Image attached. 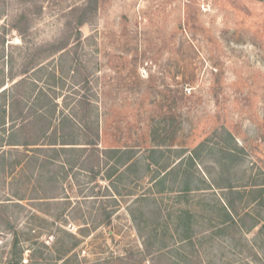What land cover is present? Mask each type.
<instances>
[{
	"label": "rangeland",
	"instance_id": "obj_1",
	"mask_svg": "<svg viewBox=\"0 0 264 264\" xmlns=\"http://www.w3.org/2000/svg\"><path fill=\"white\" fill-rule=\"evenodd\" d=\"M6 87L30 102L56 94L67 112L90 101L100 146L133 149L143 166L112 191L80 167L65 177L51 151L47 171L30 163L34 146L4 147L0 264H52L72 236L88 262L264 264V0H0ZM195 152L180 174L203 189L182 190L176 172L153 187Z\"/></svg>",
	"mask_w": 264,
	"mask_h": 264
},
{
	"label": "trees",
	"instance_id": "obj_2",
	"mask_svg": "<svg viewBox=\"0 0 264 264\" xmlns=\"http://www.w3.org/2000/svg\"><path fill=\"white\" fill-rule=\"evenodd\" d=\"M86 9L87 7H79V10H82V12H85ZM86 22H88V19L82 16L78 21V25L81 26ZM21 82H23V80L15 83V85L17 86ZM2 96L8 97V106L0 111V129H2L4 133L3 137L0 138L1 159H6L7 150H5L4 147L24 146L28 148L34 146V148L31 147L34 149H31L34 153L29 157L31 158L30 163L32 165L36 166L41 162V165H39L42 170H52L50 169L52 160L46 158L49 151H51L50 157L60 162L58 172L65 169V177L69 176V170L80 167L90 172L94 181H98L100 176H102V179L106 182L109 181L105 188L112 189V191H115L113 187H116L115 182L117 179L124 181L127 177L126 175L130 171H133L131 169L133 166H137V168L143 166L141 159L137 156L138 153L136 154L133 149L116 147L102 148L100 146L99 141L101 132L99 121L92 115V110L87 108L91 106L89 103L90 101L84 98L79 99L75 103L71 112L69 110L67 112V110L64 111L59 109V96L55 94L53 98V96L46 91H42L40 95L31 102L30 100L27 101L14 95L13 88L9 87L1 91L0 97ZM42 137L44 139L48 137V143H39ZM156 151L157 149L154 148L153 152ZM197 156L198 154L196 152L190 153L188 156L180 159L172 167L170 166L171 168H166L164 173L160 171L153 173L151 179L153 187H159L160 185V189L166 188L165 185L167 184L170 174L176 172L175 182L180 186L185 184L182 190L203 189V187L198 185H190V183L185 180L186 177L188 179L186 173L180 174L181 165L186 160H191L190 162L194 163ZM22 161V159L17 158L10 163V166H19L23 163ZM155 161L157 162L158 160ZM145 166L148 172H153L152 164L148 163L145 164ZM179 167L180 169L176 171ZM55 177V175L49 176L50 179H55ZM144 197L145 196L136 198V202L145 199ZM116 201L117 200H114V202ZM229 207L232 209L234 206L230 204ZM104 215L105 219L109 221L113 213L105 211ZM152 235L156 239L158 238V233ZM69 241H71V244L62 242L59 248H57L58 256L52 264H134L133 260H130L131 257L124 256H111L104 259H97L94 262L83 261L79 254L74 252L79 244L78 238L72 236ZM163 247L164 246H161L157 248V250L161 252ZM36 249L33 258L35 260L44 259L43 252L40 249ZM66 255L69 256L66 257ZM63 258L65 260L61 261ZM175 261L173 260L175 264H180L179 261L181 260L175 259ZM182 262L183 261H181V263ZM41 264L48 263L42 262ZM135 264L146 263L145 260L142 259Z\"/></svg>",
	"mask_w": 264,
	"mask_h": 264
},
{
	"label": "built area",
	"instance_id": "obj_3",
	"mask_svg": "<svg viewBox=\"0 0 264 264\" xmlns=\"http://www.w3.org/2000/svg\"><path fill=\"white\" fill-rule=\"evenodd\" d=\"M28 261H29V259L27 257L23 259L24 263H27Z\"/></svg>",
	"mask_w": 264,
	"mask_h": 264
}]
</instances>
